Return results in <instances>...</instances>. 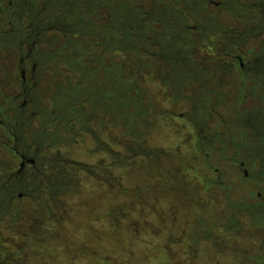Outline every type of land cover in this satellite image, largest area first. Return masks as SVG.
<instances>
[{"label": "rangeland", "instance_id": "1", "mask_svg": "<svg viewBox=\"0 0 264 264\" xmlns=\"http://www.w3.org/2000/svg\"><path fill=\"white\" fill-rule=\"evenodd\" d=\"M1 1L0 8L4 11L6 3ZM11 7L13 9L8 10V13L14 12L17 6ZM52 11L53 8L49 12ZM54 13L55 9L51 17H45L52 19ZM205 14L219 22L223 38L233 37L234 32L242 28L239 19L219 13L216 7L207 6ZM16 27H19V23H16ZM249 31L252 32L251 38L241 46V52L237 54L242 56L241 63L243 69H246L245 72L250 66L251 69L255 67L250 57L254 51L264 49V26H249ZM207 46L208 41L205 44ZM205 58L206 54L201 57L203 60ZM150 67V71L162 73L161 64L152 63ZM239 67L234 62L232 68L223 74H217L213 79L198 78L192 87V95L184 92L187 87L185 80L168 81L160 73L159 79L142 80L134 87L142 95L143 106H149L148 120L152 125L154 123L145 148L159 149L170 156L167 159L161 158L157 164L158 167L169 169L167 176L156 170V163H151L139 155L129 166L113 164L114 161L130 155L122 145L127 143L126 140L131 143L128 138L130 134L123 136L126 132L116 122L115 127L107 124L108 120L102 122L100 127L94 122L90 126L93 132L84 135L74 149H50L47 153V157L52 158L58 151L59 156L68 157V162L78 163L88 170L85 169V172L77 167L72 168L75 175L70 179L75 180V187L63 193L55 192L57 195L53 200L56 205L50 208L52 217L45 215L42 208L43 202L50 206L53 201L49 197L50 193L43 195L38 207L36 204L35 212L39 215V230L42 233L38 228H31L28 222L29 224L21 225L23 227L1 226L2 237L21 246L19 233L31 235L35 231L33 235L39 236V240L46 239L50 233L54 236V243L49 244L46 241L45 244L49 245L34 248L31 252L48 254L54 251L53 255L58 260L54 264H264V261L255 263L248 260L251 255L260 254L264 257V230L262 227H254L256 225L239 214L237 209L230 210L225 199L228 197V202L232 205L256 203L249 196V191H254L253 185L244 179L237 180L236 169L230 171L222 164L220 170L227 177L226 187L231 184V190L224 191L226 196L223 197L220 187L213 182L214 175L209 173L207 175L212 185L207 190L199 167L204 157L197 151L192 154L195 149L193 135L198 130H205L209 135L214 128L215 134L222 132L236 142H241L240 135L250 134L249 130L235 133L233 126H243L241 120L246 118L243 115H251L259 111L260 106L264 107V79L257 84L256 78L246 77L243 85ZM1 68L4 69L3 66ZM42 78L43 80L36 76L39 99L49 97L52 91L47 86V76ZM14 91L8 87L6 79L0 81V104L11 98ZM33 100L36 101V98ZM194 107L198 113L203 114L202 119H196ZM185 115L190 121H186ZM237 117L238 121L232 125L220 123V120L226 123L236 120ZM0 121L4 119L0 118ZM208 127L211 128L210 132ZM29 128L30 132L27 134L25 127H22L24 143L30 142L32 132L37 129L34 123ZM0 133L4 132L0 130ZM234 135L238 137L234 138ZM243 143H247V140ZM177 148L179 154L176 152ZM193 157L196 160L190 165ZM1 163L3 166L8 163L12 167L16 164L15 159L0 148V166ZM211 164L217 166L213 161ZM48 165H45L47 168L42 175L48 183H52L57 175L52 174L53 167ZM172 166L175 168H171ZM91 168L96 169L91 172ZM105 168L107 170L103 176L101 172ZM117 179L119 183L112 186ZM59 180L63 182L62 178ZM191 200L196 202L195 207L185 204ZM30 202L27 199L21 202L26 214L31 212ZM14 206L17 207L16 201ZM173 217L175 221L172 223ZM229 223H234L233 227ZM213 224L214 228L224 225L223 233L221 230L218 233L215 231L212 237L209 236ZM259 225L264 226V223ZM6 229H10L9 232ZM189 229L192 234L188 237L185 231ZM64 240L66 244H62ZM48 260L45 259V262ZM49 262L52 264L51 258Z\"/></svg>", "mask_w": 264, "mask_h": 264}, {"label": "trees", "instance_id": "2", "mask_svg": "<svg viewBox=\"0 0 264 264\" xmlns=\"http://www.w3.org/2000/svg\"><path fill=\"white\" fill-rule=\"evenodd\" d=\"M5 1L18 5L22 0ZM24 1L32 8L19 13L20 31L14 30V20L0 15V44L23 60L28 77L33 68L41 80L47 76V86L52 89L49 97H42L39 102L26 99L27 109H38L34 122L37 129L32 130L31 141L39 151L37 156H45V165L53 167L55 182L61 178L67 181L65 191L75 187V180L70 179L75 175L72 168H88L68 162V157L59 156L58 151L52 158L47 153L50 149H74L84 135L93 132L90 126L94 122L100 127L108 120L106 123L112 127L117 123L124 129L123 136L130 134L133 145L128 140L122 144L130 155L113 164L129 166L138 155L148 157L145 146L154 123L148 120L149 106H143L142 95L134 87L142 80L160 78V72L150 71L152 63L161 64L160 74L166 80H185L184 92L192 95L198 78L213 79L232 68L241 46L252 36L249 26H264V0H227L218 4L219 13L242 23V28L230 38H223L219 22L205 14L206 0ZM52 8L55 13L48 19L45 15L51 17ZM207 41L209 46L205 47ZM254 52L250 56L254 69L250 66L248 73L246 69L239 70L242 79L256 78L259 84L264 79V49ZM204 54L205 60L201 59ZM11 100L0 104V118L4 119L1 128L9 124L5 114L20 105ZM259 109L250 117L253 122H264V107ZM239 127L254 134V125ZM106 170L101 172L103 176ZM3 171L0 167V204L5 189L9 190L2 179ZM118 183L119 179L114 180L112 186ZM15 191L7 192L13 196Z\"/></svg>", "mask_w": 264, "mask_h": 264}, {"label": "flooded vegetation", "instance_id": "3", "mask_svg": "<svg viewBox=\"0 0 264 264\" xmlns=\"http://www.w3.org/2000/svg\"><path fill=\"white\" fill-rule=\"evenodd\" d=\"M1 2H5V0H2ZM207 6H218L219 3L213 2L211 0H206ZM6 8L3 11V9L0 8V15L3 13L6 16H9L12 20H14L16 23H19V27H16L15 25V31H20V21L21 18L19 16V13L21 10H30L32 6L22 0L18 5H16V9L14 12L8 13V10L10 11L13 9L11 7V3L8 2L5 4ZM1 21V20H0ZM1 23V22H0ZM0 81H3L6 79L8 82V87L16 92H12L14 94L11 97V103H17L19 102V106L17 105L12 112H7L5 114L7 118V122H9L8 126H3L0 130H2L4 133H0V148L2 151L7 152L10 156H12L15 159L16 164L14 167H12L10 164H6L3 166V163H1L3 168L2 172V179L4 180V183H6L9 186V190L13 191V196L11 194H8V189H5L6 194L1 200L0 204V264H50L49 260L53 261L52 264H54L57 260L55 258V255H53L54 251H51L50 253L46 254L45 252H31L32 249H38L40 247H44L45 245H49L54 243L55 240H53L54 236L49 235L46 236V239H38L39 236L33 235L35 231H33V234L26 235L25 233H19V237L21 238V246H17L19 243L12 242V240H9L7 238L2 237V231L1 226H8L9 228H12L14 226L23 227L21 225H25L28 222L31 225V228H41L39 225V215L36 213V204L38 207V204L42 201L43 195H47V193H50L52 197L55 199L56 193H63L66 188H63L64 185H68L67 181H63L61 184L59 182H52L48 183L47 179L42 175V173L45 170V164H46V158H40L38 157V149H35L33 147V142L30 140L29 143H24L23 141V132L22 127L24 124H26V131L25 133L30 132V125L33 124L36 120V116L38 113L37 108L31 109L30 113H28L29 109H27V97L31 95L30 100H33L36 98V101L39 102V97L37 94V81L36 76L34 74V68L32 69L31 77L27 76L24 70L23 66V60L17 59V56L12 53L11 51L8 52L7 48H4L0 44ZM239 61V62H238ZM235 62L239 63L238 67L240 65L243 72L245 69H243V65L241 63V56H236ZM234 65V63H233ZM1 66L4 67V69L1 68ZM8 67V68H7ZM233 67V66H232ZM3 70V74H2ZM19 74V76H18ZM5 75V78H3ZM245 77V75H244ZM242 78V77H241ZM243 81L245 78L242 79ZM262 86V85H261ZM22 100H20V99ZM245 98V96H244ZM10 103V105H11ZM13 105V104H12ZM195 108V107H194ZM196 109V108H195ZM195 109H193L195 111ZM10 111V110H9ZM196 119H202L201 115L197 112H195ZM213 117V114H211ZM251 115H243V117H246L245 119L241 120V124L244 125L245 123H248V125H251L253 127L254 134H249L247 136L240 135V141L236 142L233 138H229L226 135H223L222 132H215L214 128H207V130L211 131L209 135L206 134L207 131L205 130H198L193 135V139L195 142V149H193L192 154L200 153L202 157H204L203 163L199 164V167L202 171V179L203 182L207 186V190L210 189L212 183L209 180V176L207 175L212 174L214 175V184L219 186L222 194L224 195V191H227L228 189L231 190V184H229V187H226V176L225 174L220 170V167L222 164L227 166V169L232 171L236 169L235 178L237 180L244 179L246 181L251 182L253 185L254 191H249L250 198H254L256 203H248V204H240V205H232V203L228 202V197L226 198V193L223 197H225L229 209H237L239 214H242L243 216L247 217L252 223H254V227L259 229L258 227H262L264 230V226H260L259 223H264V122L258 121L257 119L254 120V122L250 119ZM186 121H190L188 119L187 115L184 116ZM179 118H183L182 116H179ZM15 119V121H14ZM239 117H237L236 120L231 122H224L223 120H220V123L225 125H232L234 122H237ZM13 122V124H12ZM224 122V123H223ZM188 123V122H187ZM2 124V121H0V125ZM15 126V127H14ZM237 127V125H236ZM233 126L234 130L236 129L235 133L237 132H243L241 131V127ZM192 129H194L191 126ZM240 130V131H239ZM21 131V132H20ZM209 131V132H210ZM33 133V132H32ZM20 134V135H19ZM218 137V139L216 138ZM238 137V136H237ZM234 135V138H237ZM247 140V143H243L244 140ZM190 147V150H192V147ZM180 148V147H179ZM179 148L176 149V152L179 154ZM206 149V150H205ZM206 151V153L204 152ZM212 155H210L209 153ZM149 157V158H148ZM148 157L146 160H148L151 163H156L155 168L156 170L160 171L161 174L168 175L169 169L164 167H158V163H160L161 158H170V156H167L164 154L162 150L159 149H152L148 148ZM171 159H173L171 157ZM169 160V159H168ZM192 162L190 165L194 164V160L196 158H192ZM216 163L218 166H213L211 162ZM225 166V167H226ZM175 168V167H171ZM172 170V169H171ZM207 172V173H206ZM204 173V174H203ZM162 175V176H164ZM46 179V180H45ZM14 187H18L17 189H14ZM63 189V190H62ZM165 190L167 187L165 186ZM177 190V189H176ZM167 191V190H166ZM179 192V190L177 191ZM16 193V195H14ZM187 196V195H185ZM190 198V197H189ZM31 200L30 205L32 207L31 212L26 214L25 209L22 207L21 202L22 200ZM190 200V199H189ZM17 202V207L15 208L14 203ZM259 201V202H257ZM195 203L192 200L190 203H185L187 205H194ZM55 201L53 200L49 205L47 203H42V208L44 210V214L51 216V210L50 208L52 206H55ZM35 212V213H34ZM233 216V215H232ZM252 219H256L254 222ZM175 221V218L173 217L172 223ZM192 224V219L190 220ZM229 221V220H228ZM11 222V223H10ZM28 223V224H29ZM231 224V223H229ZM234 223H232L230 226L233 227ZM12 226V227H10ZM235 228V227H234ZM224 225H219L217 228H214V224L212 225V230L208 233L209 236L212 237L213 233H218L220 230L223 233ZM9 230L10 229H6ZM37 230V231H38ZM216 231V232H215ZM40 233H42V230H39ZM186 236H191L192 234L191 229L185 231ZM172 235V234H169ZM168 235V236H169ZM226 235H228V232L226 231ZM194 236V235H193ZM41 237V236H40ZM220 238V237H218ZM38 239V240H37ZM47 243L49 244H45ZM67 242L62 241V244H66ZM10 245V247H9ZM30 245H35L34 247H31ZM51 246H49L50 248ZM11 249V250H9ZM13 250V251H12ZM67 254V253H66ZM45 259L48 260L45 262ZM248 260L255 261H264V257H261L260 254L258 255H251L248 257ZM39 261L41 263H39ZM71 261V259L69 260Z\"/></svg>", "mask_w": 264, "mask_h": 264}]
</instances>
